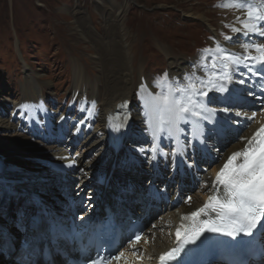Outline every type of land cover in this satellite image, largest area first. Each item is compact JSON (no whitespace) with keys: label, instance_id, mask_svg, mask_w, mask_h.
Segmentation results:
<instances>
[{"label":"bare ground","instance_id":"6f19581e","mask_svg":"<svg viewBox=\"0 0 264 264\" xmlns=\"http://www.w3.org/2000/svg\"><path fill=\"white\" fill-rule=\"evenodd\" d=\"M213 1L215 0H212V2ZM220 1L221 4H230L233 2V0ZM207 2L205 0H198L194 5L184 4L180 6L178 10L183 17H191L198 22L209 25L211 23L208 19V15H206L207 12L205 10H199L200 8L205 9ZM254 2L258 3V0H254ZM133 3L134 0H122V2H120V0H104V6L102 7L105 10V18H108L107 32L117 33L116 35H119L120 44L119 42L115 41V44L113 45H94L93 47L96 50L93 47L89 48L90 51L95 53V55L92 57L96 56L99 58V61H94L96 66L95 68L93 67V70H91V67L88 68V72L91 76L94 74L95 69L98 71L97 74L99 76H96L94 80H92V78L95 76V74L88 78L85 75L86 72L80 67V65L77 64L71 67L73 72L70 77L71 82L68 95L66 93V96L69 97V100L65 106H62L63 111H60L58 116H56V121L53 122L52 126H49L48 128H42L44 133H47L48 130H50V133L52 131L54 132V134H49L52 141H54L56 138L60 139L65 133L68 134L66 140L70 141V145H72L74 140H80L82 143L83 152L86 150L94 151V158L96 161H98L101 157L102 163L99 166H97V164L95 165L91 161H88V159H85V156L80 155V152L73 154L72 152L67 151L63 146L55 148V144L52 142L48 143L47 146H44L41 149H30L28 146H26L31 145V142L27 141L28 137L23 134V131L29 128L31 123H36V121L40 120L42 117H50L52 119L54 118L52 113L48 114L47 110L44 111V109L48 106V99L46 101L45 99H42V97L39 98V94L44 92H41L43 85L39 84L40 79H43L41 75L32 76V69L30 70V68H27L28 66L25 64L24 72L26 74L24 76V82L21 83L18 99L12 100L9 97L11 93H14L13 95L16 97L18 94L17 92L15 93L12 91L8 94V91H0V107H4L2 108L4 112L7 108L10 109L8 117L0 114V131H5L0 132V158L7 163L3 171L0 172V176L4 175L6 171L11 170L12 168L11 172L6 175V178L11 179V181L6 183L0 182V198L3 200L0 201V213L4 211L5 207H9L10 204L13 203V201L8 203V198H10L9 200H19L18 197L11 196L9 192L11 193L15 191L13 194H18L21 197L26 196L27 202L22 203L23 200L19 201V204L22 203L18 207V211L20 210L21 213L19 215V224H22L20 225V228L22 229L24 226V216L22 215H25V213L31 208L33 209L34 216L37 219L33 221L32 227L29 228V235L34 237L39 233L43 234L44 229L49 228V231H46V234L41 237L42 239L47 237L53 241V243H48V247L53 249L59 245L63 246L59 252H56L55 256L50 261L47 260L46 264H65V258L72 256L69 254V252H73L75 244H71L73 241V236L69 229V218H73V211H69L64 215H60L57 211H54L53 208L48 207L44 199L39 197V190H36L37 188L32 189L33 183L29 179L30 173L16 170L15 167L11 166L25 164L30 168H37L35 171L38 170L40 173H36V175L42 179L38 181L37 184L41 188H44L49 186L48 182L44 180L45 177L42 176L46 174L44 166L49 160H54L52 171H56V173H54L55 177L60 176V169L66 168L69 165L67 163L68 165L66 166V162H71L72 168L76 172L77 176L79 174L81 175L80 178L85 177V179H83V182L85 183L87 178H90L94 172H96L97 175V171H99L98 169L105 171L103 166L106 162L105 158L107 157L108 152L110 157H113L112 153L110 152L111 150H109L110 147L108 148L107 145L109 143L106 138L107 133L105 129V123L108 119L113 118V115L116 116V114H125L130 116L132 123V125H130L131 128L129 127V132L122 140L121 150L129 146L134 152L137 147L144 146L146 151L141 148L140 152H136V155L138 157L143 156L147 158V161L152 163V167L155 166V163H157L158 159L168 160L170 163L169 176H174L176 173H179V169L183 170L185 159L191 160L194 158L198 160L201 157L199 159V161H201V167L198 174L201 179L199 180L200 182L195 189H190L186 193L185 196L187 197L188 201H182V199H179V196H176L175 200H173V192L168 195V190H166L165 187L163 189V196L164 194L167 196L164 199V197L160 195L162 200L164 199V202L162 201L161 206H159V210L162 209V212L154 221L152 218H150V212L151 207L156 208L157 206L156 199L158 198V193L156 191H154V195H152V199L149 201H142V197L139 199H134V201L139 200L141 203L140 204L134 202L132 203L130 199H126V195L124 197L119 196V200H117L114 198V196L117 195L116 193V195L112 197L113 193L111 194L108 190H106L103 203L106 206L112 208L119 224L124 226H128L129 224V221L125 219L126 214L124 215V218L120 217L123 216L124 210L126 208H129L131 212L134 211L136 206L140 208L138 211H136V213H134V215L136 218H142L141 222L144 223L146 228L145 235L140 243H129L130 246L127 248L129 252L127 251L125 254L127 256L126 260L128 264L133 263L132 261L140 262L141 260H139V258L132 260L133 252H136V249L139 248L144 250L141 259L143 258L144 261H148L153 259L152 256L154 251L160 253V251H163L171 245V241L173 240L172 233H174V229L177 230V228L180 227L182 223H189L188 221L183 220L182 217L201 208L205 200L212 193V181L215 179L216 172L219 171L227 156L232 152L243 148L244 141H242L240 137L251 136L260 127V124L264 123V72L253 75L252 72H249L248 68L245 67L243 71H240L238 74L233 76L231 83L226 84L229 92L223 94L218 92V94L213 95L215 93V91H213L211 94L209 93L208 97L204 98L207 102L208 108H217V104L219 102H221L223 106H228L231 103H235L237 106L233 107V113L235 111L247 112L249 114L252 112L257 113L253 121L235 117L234 114L229 115L227 113L215 112V115H211L209 113H205V115H211V124L215 125L217 133L225 135V132L230 128L237 130L236 135L233 133L229 136L227 135L226 139L224 140L218 138L214 139V142L217 143V147H213L212 149L213 151L218 150L219 152L214 155L209 153L213 162H207V152L210 151V149L207 148V143L209 140L213 139V136L208 134L210 127H205L204 122L201 121L199 124H197L195 123L196 118H193V123L186 124L181 122L179 127L180 129H183V131L178 133L176 129L172 127L170 129L171 135H169V126L167 125L165 126V131H158V121L155 117V114L151 112V103L152 97L158 94L160 91L152 89L154 82L149 78L148 75L145 74V66L148 63V60L143 58L141 59V57L138 55V47L140 45H126V42L123 41L125 35L129 32H135L137 34L144 35L151 33L155 42L154 44H157L156 46L159 49V52L164 55V62H166L167 66L168 81L180 82L182 84L185 83V75H191L195 73L196 76L204 77V73L207 70L204 66L207 65L208 68H210L214 57L218 54H216L214 51L213 53L206 52L203 58L201 57L200 59L193 57L196 55H193L189 59L179 57L176 55V53L170 51L167 48V46L163 43V39L155 35V33H157L155 30L158 31L160 29L157 28L159 26L152 25L150 18L143 16L142 13H138L139 17L134 24L135 27L130 26V28L127 27V29H125V23L121 22V20L122 17L131 14V12L128 14L126 13L129 6H133ZM163 6L165 5L158 4L156 7L162 8ZM221 9L222 13L225 14V17H223L221 20L222 22L220 24V30L217 31V26L213 29H209L210 39L208 46L210 49L215 50L216 45L219 44L229 53H235L243 56L245 53L241 48L242 43H245L249 40L264 42V37L251 34L249 37H245L242 33H233L231 31V27L229 26H235L238 28L241 27L240 23L236 20V17L239 16L241 19H245L246 9H237L235 7H221ZM110 17H112V19H110ZM147 22L148 24L145 25ZM162 25L163 28H165L164 30H167L166 28L169 25L170 28L175 27L168 23L167 27H164V24ZM223 30H225V35L221 34ZM225 36H230L232 39L226 40L224 38ZM253 54H255L254 51ZM151 60L153 61L156 59L154 58ZM217 63H219V60H217ZM259 67V65H256V68ZM237 68L238 67H236L233 74H235ZM131 69L132 76L130 74ZM164 73H166V69ZM241 79L245 81L243 84L239 83ZM141 86H144L143 89ZM164 88L166 89V82H164ZM102 89H104V92ZM245 92L253 93L251 96L258 98L259 105L258 103H249L243 95ZM135 98H137L139 105L133 104L132 101ZM211 101L213 104H216V106H213ZM8 103H11V105L6 107L5 104L8 105ZM66 112L69 116H67V114L65 115ZM150 117L152 124L151 127L149 126ZM233 121H239V123H233ZM138 122L142 124L139 125ZM93 123H95V125H93ZM135 126L136 129L137 126L140 127V138L137 136L135 137L134 135ZM17 128H19L20 131H23L20 133L18 130H16ZM222 128L225 130L224 133L221 131ZM9 129L16 130L17 132H14L11 135L5 134L6 130ZM201 131L202 133H206L208 140L200 138L202 144V146H200L203 148V152H198L197 149L192 148V143H190V141L191 139L198 141V138L202 137L200 135ZM154 132L156 133L157 138H155V140L159 141V148L156 149L155 153L152 151L154 144L152 142L155 141L153 135ZM176 135H178L177 143L174 141V137ZM80 137H82V139ZM128 137L129 141L125 144ZM185 139L187 140L188 144L190 143L189 145L185 144ZM195 141H193V143H195ZM18 145L26 146L27 149L22 148V150L19 151L17 148H15ZM187 146L189 147L188 150ZM121 150H119V152H121ZM176 150L179 151L178 158H181V163L176 160L174 164L175 155H173V153H175ZM133 161L138 160H136L133 153H131V162ZM113 165L114 166L111 168L112 170L107 167L105 171L106 173L109 169L111 170L108 172L107 176L110 184L112 182L118 183L119 181H134L136 183H140V180L142 179L140 174L137 177L135 173L131 174L129 171H125L123 168L118 167V164H115V162ZM116 165L118 168H116ZM66 170L67 169L64 171ZM62 177L64 181L63 184H60V188L63 189V192H65L69 186L71 191L70 182L67 180V177ZM177 177L178 175L170 178L169 181L175 182ZM151 178L155 179V176L151 174L149 179ZM99 179L100 177L96 178V180L100 181ZM95 181L93 183H95ZM53 182L55 183V179ZM19 184H21V186ZM55 185L57 186V183H55ZM6 188H8L9 192ZM20 188L24 190L19 191ZM100 188H103V186ZM11 189H14V191ZM31 193L34 194V199H31ZM189 197L191 198L190 201ZM83 206H85L84 208L87 210L89 209V204L87 201H85V205ZM41 215H44V219L41 218ZM77 215H79L78 219L80 220L74 223L75 226L79 227V224H84L83 226H85V224L89 222L87 215H85V211H81V214ZM15 232L10 227V225L8 226L6 223L0 224V246L7 244L12 239V236L15 234ZM261 234L264 237V231ZM122 237H124L123 234ZM35 250L36 249L34 245L30 250H28L26 247H23L16 249L15 251L7 252V256L23 260L24 254L31 253L28 255L30 256L28 261L31 262L35 257ZM20 252L21 254L17 257ZM90 252L91 250L89 253ZM140 253L141 251H139V254ZM139 254H137L138 257ZM144 263L145 262H142V264ZM213 264L223 263L218 261Z\"/></svg>","mask_w":264,"mask_h":264},{"label":"rangeland","instance_id":"374dc122","mask_svg":"<svg viewBox=\"0 0 264 264\" xmlns=\"http://www.w3.org/2000/svg\"><path fill=\"white\" fill-rule=\"evenodd\" d=\"M196 1L198 0H134L133 6H129L126 13L128 14L131 12V14L122 17L121 22L125 23V29H127V27L130 28V26L135 27L134 24L139 17L138 13H142L143 16L150 18L152 25L159 26L157 28L160 29L158 31L155 30L157 32L155 35L163 39V43L170 51L176 53V55L181 58L189 59L193 55H196L193 57L200 59L201 57L203 58L206 53L204 50L210 49L208 46L210 39L209 29H213L217 26V31H219L220 24L222 22L221 20L225 17V14L222 13L220 6L222 4L220 0H215L213 2L212 0H205L206 2L208 1L207 5H205L206 8H200L199 10H205L207 12L206 15H208V19L211 24L205 25L204 23L198 22L191 17H183L178 8L184 4L194 5L196 4ZM120 2H122V0H120ZM158 4L165 6L162 8L156 7ZM102 6H104V0H0V91H8V94L12 91L15 93L17 92L18 94L16 97H14V93H11L9 97L12 100L18 99L21 83L24 82V76L26 74L24 72V66L26 64L28 66L27 68H30V70L32 69L34 72H32V76L41 75L43 77V79H40L39 84L43 85L41 92L44 91V94L40 93L39 98L42 97V99H45L46 101L48 99V106L44 109V111L47 110L48 114L52 113L54 117L53 119L50 117H42L40 120H37L36 123H31L30 127L25 131L21 130L24 132L23 134L28 137L27 141L31 142V145H26L30 149H41L42 147L47 146L48 143L52 142L55 144V148L63 146L67 151H70L73 154L80 152V155L85 156V159H88V161H91L95 165L97 164V166L102 163L101 157L98 161H96L94 158V151H82V143L80 140H74L72 145H70V141L66 140L68 134L65 133L60 139L56 138L52 141L49 134H54V132L52 131L50 133V130H48L47 133H44V130L42 129L43 127L48 128L49 126H52L53 122L56 121V116H58L60 111H63L62 106H65L69 100L66 93L68 95L71 82L70 77L73 72L71 67L77 64L80 65V67L86 72L85 75L88 78L95 74L92 78V80H94L96 76H99L97 74L98 71L95 69L94 74L91 76L88 72V68L91 67V70H93V67L95 68L96 66L95 62L99 61V58L96 56L92 57L95 53L90 51L89 48L100 44L102 46L113 45L115 44V41L120 44L119 35H116L117 33L107 32L108 18H105L106 14ZM110 19H112V17H110ZM161 23L164 24V27L168 26L167 23L172 24L175 27L170 28L169 25L166 28L167 30H164L165 28H163ZM147 24L148 22L145 23V25ZM224 31L225 30L222 31V35L226 34ZM152 36L153 35L151 33L144 35L129 32L125 35L123 41L126 42V45H140L138 47V55L141 59L143 58L148 60V63L145 66V74L148 75L154 82L152 89L161 91L162 89L157 87L156 82L159 78L163 77L165 69L167 73V66L166 62H164V55L159 52V49L156 46L157 44H154L155 42ZM154 58L156 60L152 61L151 59ZM244 69L245 67L243 65L239 66L233 76ZM130 74L132 76V69L130 70ZM161 83L164 87V82L161 81ZM102 91L104 92V89H102ZM215 94H218V92H215L213 95ZM243 95L249 103H258L259 105L258 98L251 96L246 92L243 93ZM132 102L135 105H139L137 98H135ZM211 103L213 106H216V104H213L212 101ZM10 105L11 103H8V105L5 104L6 107ZM234 106L237 105L235 103H231L228 106H223V104L219 102L217 104V108L212 107L210 109H215L216 113H224L220 111L221 108H233ZM2 108L0 107V114L8 117L10 109L7 108L4 112ZM66 114L67 112L65 115ZM227 114L231 115L234 113L231 112ZM67 116L69 115L67 114ZM202 122H204L205 127H210L208 134L213 136V139L209 140L207 143V148L210 149V151L207 152V162L211 163L213 160L211 159V155H209V153L214 155L219 152L218 150L213 151L212 149L213 147H217V143L214 142V139L218 138L224 140L227 135L229 136L232 133L236 135L237 130L230 128L225 132L224 128H222L221 131L226 133L224 135L217 133L215 125L211 124L209 120H204ZM138 124L140 125L142 123L138 122ZM93 125H95V123H93ZM139 129L140 127L137 126L136 129L135 126L134 135L138 138H140ZM16 130L21 133L19 128ZM16 130H6L5 134L11 135L14 132H17ZM0 132L5 131L2 130ZM80 138L82 139V137ZM200 138L208 140V136L205 132H203L202 137H199L198 141H191L192 148L197 149L198 152H203ZM128 141L129 137L126 139L125 144L128 143ZM193 141H195V143H193ZM185 144L188 145L187 140L185 141ZM26 146L18 145L15 148L20 151L22 148L27 149ZM141 148L144 149V146L137 147L133 152L128 146L121 150V152L117 155L112 154V158L108 152L103 168L106 171V168L114 166L113 163L115 162V164H118V167L123 168V170L129 171L131 174L135 173L137 177L139 174L141 175L142 179L140 180V183H136L134 181H123L118 185L120 197H124L126 195V198L130 200L142 197L143 201H149L152 199V192L156 189L159 197L156 201L157 206L156 208L151 207L150 212L151 214H154L152 216V220H154L155 217L162 212V209H158L159 206H161L160 195L163 196V187L165 186L166 190H168V195L174 192L175 189L178 190L176 192V196L179 195L180 198L184 196V192L188 190L192 181L194 184L196 183V177H198V172L201 167V161H199L201 157L198 160L194 158L191 160L185 159L183 181L186 183H183L182 181L179 183V177L176 178L175 182L169 181L171 177L167 175L170 167L168 166L169 163L166 160H163V163L159 164L160 169L158 166V175L156 178L149 180L154 167L151 166L152 163L147 161V158L143 156L138 157L136 155V152H140ZM188 148L189 147L187 146V150ZM109 150L111 149L109 148ZM144 151L146 150L144 149ZM131 153H133L138 161L131 162ZM53 161L54 160H49L44 166L46 174L42 176L45 177L44 180H46L49 184L48 187L44 188H41L37 184L38 181L42 180L38 177V175H36V173H40L38 170L35 171L37 168H30L25 164L11 167H15L16 170H21L25 173H30L29 179L33 183L32 189L37 188L36 190H43L42 194L46 196L49 206L53 207L55 209L53 210L57 211L60 215H64L71 211L69 210V206L74 204L73 218H75V222H77L76 214L79 212V214H81V209L77 202L80 201L79 203L84 204V202L87 201L92 205V196L99 195V189L102 187L101 182L99 184V181L96 180V178L101 177L105 171L98 169L99 171H97V175L96 172H94L93 175L90 178H87L84 183L83 179H85V177L80 178L81 175L79 174L77 176L76 172L72 168L71 162H66V166L68 164L69 165L66 168L60 169V176L55 177L54 173H56V171H52ZM160 162L161 159L159 160V163ZM118 167L116 165V168ZM65 169L67 170L64 171ZM11 170H9L8 173H10ZM194 171H196L195 174H197L195 177L194 174L192 175V172ZM62 176L67 177V180L70 182L71 191L69 186L65 192H63V189L60 188V184H63L64 181ZM144 178H146V180L143 182ZM54 179L58 187L53 182ZM199 179H201L200 176ZM94 181L95 183H93ZM175 183H177V187H174ZM19 185L21 186V184ZM197 185L198 184H196L193 189H195ZM107 186L108 187L105 189V192L108 190L111 194L113 193L112 196H114V192H116L115 188L117 187H114V185L112 183L110 184V182ZM11 190L14 191V189ZM9 194L11 196L18 197L19 200L17 201L12 198V200H9L10 198L7 199L8 203H10V201H13V203H11L9 207H5L4 211L0 213V224L6 223L8 226L10 225L14 232H16L13 234L11 243L0 246V264H18L17 258L8 257L6 254L7 252L15 251L16 249L23 247V240L26 238L25 235L28 234V228L34 219L33 209V212H30V210L28 212L25 211V215H22L24 216V226L21 229L20 225L22 224H19V215L21 213L20 210L18 211V207L20 204L27 202L26 196L21 197L18 194H12L10 192ZM117 199L119 200V196ZM20 200H23V202L19 204ZM0 201H3L2 198H0ZM83 209L86 215L87 209ZM138 209L140 208L136 206L134 211H138ZM124 215L125 214L123 213V216ZM43 216L41 215L42 219H44ZM120 217L123 218L122 216ZM31 232L33 233L32 230ZM20 254L21 252L17 255V257Z\"/></svg>","mask_w":264,"mask_h":264},{"label":"snow or ice","instance_id":"6c2138e0","mask_svg":"<svg viewBox=\"0 0 264 264\" xmlns=\"http://www.w3.org/2000/svg\"><path fill=\"white\" fill-rule=\"evenodd\" d=\"M220 6L246 9L245 19L236 17L241 27L229 26L233 33H242L245 37H249L250 34L264 37V0H258V3L254 0H233L230 4ZM224 38L232 39L230 36ZM241 48L245 53L243 56L229 53L219 44L216 45L215 50L205 49L207 53L214 51L218 55L214 57L210 68L204 66L207 69L204 77L196 76L195 73L185 75L183 84L168 81L167 73L159 78L156 85L162 90L152 97L151 103V112L158 121L157 130L163 132L167 125L171 135L172 127L178 133L182 132L180 123H193V118H196L197 124L203 120L211 122V115H215L216 110L208 108L204 98L213 91L221 94L229 92L226 84L232 82L236 67L243 65L253 75L264 72V42L249 40L242 43ZM256 65L260 67L256 68ZM161 81L166 82V89ZM244 82L243 79L239 81L241 84ZM141 87L143 89L144 86ZM249 95L253 93L249 92ZM220 111L231 113L233 108L224 107ZM234 115L253 121L257 113L235 111ZM149 126H152L151 117ZM153 135L155 140L156 133L154 132ZM200 135H203L202 131ZM240 139L244 141L243 148L227 156L212 181V194L203 207L182 217L189 223H182L177 228V246L159 257L160 264L175 260L186 245L195 244L206 232L221 233L233 238L241 234L251 236L253 230L264 220V123H261L251 136H242ZM152 151H156L155 144ZM201 215L206 218L201 219ZM135 240L139 242L141 236L137 235ZM123 257V252L109 257L100 255L92 261V264H111L113 260L120 261Z\"/></svg>","mask_w":264,"mask_h":264}]
</instances>
